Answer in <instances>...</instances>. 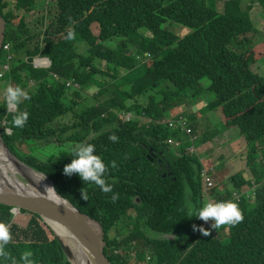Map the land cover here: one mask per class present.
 <instances>
[{
    "label": "trees",
    "instance_id": "obj_1",
    "mask_svg": "<svg viewBox=\"0 0 264 264\" xmlns=\"http://www.w3.org/2000/svg\"><path fill=\"white\" fill-rule=\"evenodd\" d=\"M36 9L40 26L33 32L28 22ZM0 12L9 44L0 53V67L8 64L0 92L19 86L29 97L17 109L29 112L23 128L13 126L15 113L5 95L0 99L2 137L16 157L101 223L113 264H264V53L258 58L264 34L257 42L264 0H0ZM37 55L50 66L35 67ZM203 99L196 112L177 111ZM201 114L222 121L220 146L249 147L250 177L238 170L221 182L212 165L211 199L235 201L243 215L219 229L188 214L206 199L199 151L215 142L199 136L197 149L187 152L168 141L185 137L183 119L196 133ZM79 143L95 145L111 192L64 173ZM11 208L0 202V221L11 233L0 264H23L28 251L35 264H71L50 225L25 209L29 221L19 225Z\"/></svg>",
    "mask_w": 264,
    "mask_h": 264
},
{
    "label": "clouds",
    "instance_id": "obj_2",
    "mask_svg": "<svg viewBox=\"0 0 264 264\" xmlns=\"http://www.w3.org/2000/svg\"><path fill=\"white\" fill-rule=\"evenodd\" d=\"M73 33H68V38L72 39ZM5 42H3L4 45ZM3 45L1 47L0 53L3 51ZM8 55V54H7ZM10 58H11V54ZM41 58V60H47L48 66H50L51 60L48 57L45 56H34L33 57V65L37 68H47L48 66H36L34 63V58ZM7 58V56H6ZM9 58V59H10ZM7 61V59H6ZM66 85H71V82L67 79ZM74 86H77V84H74ZM28 94L26 91L19 87H13L9 85L5 89V99L8 106V110L13 111L15 114L13 115L12 124L13 126L17 128H23L28 119H29V112L27 110H17L19 105L23 102L24 99H28ZM186 121V127L190 129L189 132L184 130V133L189 136L190 142L184 146L185 151L191 152L195 149H197V138L200 136L199 133H194L189 123ZM199 123V122H198ZM199 127V125H198ZM10 131V129H9ZM200 132V131H199ZM205 142L213 141V138H207ZM109 139L113 142L118 141V137L116 135H111ZM173 142H170L171 145L176 147L175 149L179 151V148L182 146V143L178 138L172 139ZM193 147V149L188 150V147ZM218 147L216 144L212 145L209 148ZM145 148L150 149L149 146H145ZM183 148V147H182ZM96 148L95 145L89 144V143H79L72 149V161L70 164H67L64 168V173L68 176H71L73 174H78L79 177L86 183H91L96 186H98L102 192L109 193L112 191V186L107 184L105 181V174H106V164L103 161L102 157L95 154ZM165 160V159H164ZM163 160V161H164ZM202 160V158H201ZM209 164V163H208ZM206 165L205 161L202 163L203 167H209L208 169L212 168V165ZM168 168V165L167 167ZM213 180L215 182V178L212 175ZM201 181H203V176L201 172ZM53 188L50 186L45 185L44 190L50 191ZM202 190L204 191V184H202ZM211 189L209 190V196H206V199L204 201V205L196 210H193L189 208V216L191 217H198L199 219L208 222L209 220L214 221V223L211 224L212 229H219L220 227L224 225H236L239 222L243 220V215L239 209V205L237 202L228 200V201H219V202H213V200L210 197ZM81 199L84 201H88L89 195L86 191H81ZM118 198V194H114L112 199L115 201ZM139 199L138 197H136ZM139 201V200H137ZM19 209L17 207H12L10 209V214L12 216H15L18 213ZM194 230L200 231L204 236L210 235V231L206 230L204 227L200 226L197 227L196 225H193ZM11 239V233L8 226V223L4 221H0V257H8V253L5 251V248ZM32 253L30 251L25 252L21 256V260L23 261V264H35L34 260L32 259ZM12 264H16V261L13 260Z\"/></svg>",
    "mask_w": 264,
    "mask_h": 264
},
{
    "label": "water",
    "instance_id": "obj_3",
    "mask_svg": "<svg viewBox=\"0 0 264 264\" xmlns=\"http://www.w3.org/2000/svg\"><path fill=\"white\" fill-rule=\"evenodd\" d=\"M5 30L6 21L0 12V51L4 42ZM0 146L10 156L22 180L36 190V192L32 190L21 192L2 188V190L0 189V202L11 204L12 207H17L19 210L25 209L36 213L43 220L48 219L57 222L68 234H72L78 240L85 253L86 264H113L104 252L106 242L101 223L87 213L80 211L67 198L59 194L55 190L53 181L47 175L16 157L9 150L1 133ZM27 170L44 175L53 189L46 192L42 185L35 183L27 176ZM55 236L66 257L73 264L74 254L68 244L67 235L55 234Z\"/></svg>",
    "mask_w": 264,
    "mask_h": 264
},
{
    "label": "rangeland",
    "instance_id": "obj_4",
    "mask_svg": "<svg viewBox=\"0 0 264 264\" xmlns=\"http://www.w3.org/2000/svg\"><path fill=\"white\" fill-rule=\"evenodd\" d=\"M39 3V0H37ZM46 0H43V2L45 3ZM245 5V3H244ZM260 10V9H259ZM261 13V11H260ZM257 16L259 15V12H256ZM261 15H263L261 13ZM39 17V12L38 9L35 10V12H33V14L30 16L29 19V24L31 26H33V32L37 31L39 29L38 26H40V24L36 25V21L37 18ZM264 19V18H263ZM173 26L176 27L177 29V34L182 35V30H180L182 27L177 24V23H172ZM171 28V27H170ZM258 38H257V42L261 41V37L264 34V21L261 22V24L258 26ZM257 48H260V45L258 43ZM264 53V45L262 48L258 49V58L261 57ZM36 58V57H35ZM46 62L48 63V61L46 60ZM255 67V65L253 66ZM258 69H260L261 67H256ZM255 68V69H256ZM93 91V90H92ZM5 95V91L2 90L0 92V99L2 100V97ZM204 104V99L201 101H197L192 105H184L181 106L177 109L178 112H181L182 115L186 116L190 111H194L196 109H199L200 106L201 108H203ZM175 110V109H174ZM174 110L172 112H174ZM206 111V109H204ZM212 111V110H211ZM218 111V110H216ZM196 112V111H194ZM215 112V111H214ZM213 113V112H211ZM217 113V112H216ZM134 118H139L142 116V114H136L133 113ZM123 120H126L127 118L131 117V114H126L125 116H121ZM215 115L212 114L208 117V114L202 115L199 117L198 121V131L196 132L199 133V135L201 137H207V138H213V142H215L216 146H220V143H224L225 139L223 138V136L221 135V133L219 134V132L222 130L223 128V124L222 121L219 120L218 118H214ZM5 126V122L1 121L0 124V133L2 134V129ZM6 131H9V128H5ZM200 131V132H199ZM185 137L184 138H178L181 143L182 146H186L189 142H190V138L188 135L184 134ZM249 147L245 144H241V143H234L233 145H231L230 147H225V146H220V147H216V148H208V150L206 149H202L201 151H199L200 154V158L204 159L206 165H214L213 167L216 168V166H218V168L216 169V175L215 178L217 180H220L221 182L225 179L224 175L226 174H232L238 170L244 171L246 173V175L248 177H250L251 175V170L250 168L247 166L245 167V155L246 152L248 151ZM178 151V150H177ZM149 152V149H148ZM211 153V154H210ZM209 155V157H208ZM219 155L222 157L220 159ZM224 156V157H223ZM222 163V166H221ZM158 167L160 169H163L165 167H167V164L163 165V164H158ZM224 171V172H223ZM228 172V173H225ZM202 184H204V182L202 181ZM222 185V184H221ZM221 193H225L226 188H224L223 190H220ZM204 205V202L202 204V206ZM30 218V213L28 212H22L20 210V214L13 216L12 221L16 222L19 225L25 226L26 223L29 221Z\"/></svg>",
    "mask_w": 264,
    "mask_h": 264
},
{
    "label": "bare ground",
    "instance_id": "obj_5",
    "mask_svg": "<svg viewBox=\"0 0 264 264\" xmlns=\"http://www.w3.org/2000/svg\"><path fill=\"white\" fill-rule=\"evenodd\" d=\"M38 63L47 65L46 60H38ZM27 172V176H29L35 183H38L43 187L45 185L51 187V184L44 175L35 173L31 170H27ZM2 188L14 189L21 192L31 190L36 192L34 188H31V186L22 180L18 174L17 167L11 160L10 156L0 146V189L2 190ZM44 221L50 225L55 234L62 236L67 235L68 244L74 254L73 264H86L85 253L78 240L72 234H68L67 231H65L57 222L48 219H44Z\"/></svg>",
    "mask_w": 264,
    "mask_h": 264
},
{
    "label": "built area",
    "instance_id": "obj_6",
    "mask_svg": "<svg viewBox=\"0 0 264 264\" xmlns=\"http://www.w3.org/2000/svg\"><path fill=\"white\" fill-rule=\"evenodd\" d=\"M9 47V44L8 42L4 43L3 45V49H8ZM7 58L9 59L10 58V55L8 54L7 55ZM38 60H41V58H34V63L36 66H44V64H39L38 63ZM7 62V61H6ZM49 63H47L46 66H48ZM8 69V64L7 63H4L1 65L0 67V75H2L6 70ZM128 119V118H127ZM171 123V122H170ZM183 129L187 132L190 131V129H188L186 127V121L185 119H183ZM169 142H173L172 139H168ZM190 149H193V147H188V150ZM202 176H203V182H204V193L206 196H209V190L211 189V187L215 184L214 183V180H213V177H212V174H211V169H208V168H205L203 171H202ZM240 194H237L236 192L233 193V196L235 198H239L237 196H239Z\"/></svg>",
    "mask_w": 264,
    "mask_h": 264
}]
</instances>
